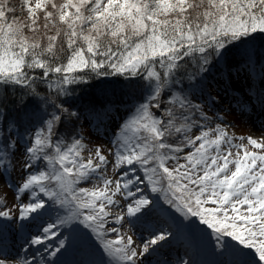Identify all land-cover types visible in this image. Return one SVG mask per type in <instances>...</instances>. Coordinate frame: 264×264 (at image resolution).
<instances>
[{
	"label": "snow or ice",
	"instance_id": "snow-or-ice-1",
	"mask_svg": "<svg viewBox=\"0 0 264 264\" xmlns=\"http://www.w3.org/2000/svg\"><path fill=\"white\" fill-rule=\"evenodd\" d=\"M257 34L264 36V0H0V176L17 166L25 172L14 201L31 199L17 205L18 219L49 204L66 212L29 243L56 257L67 238L55 248L45 242L75 222L94 236L107 264H143L176 234L148 225L153 238L136 244L108 227L109 217L139 221L166 204L189 221L192 236L211 241L221 264H264V141L234 143L226 127L209 126L195 96L213 61ZM106 77L139 90L107 155L99 145L89 150L81 113L68 106L76 87ZM12 100L19 116L9 118L4 105ZM95 115L111 118L113 110ZM91 181L99 183L80 186ZM118 194L122 211L114 215L109 206L121 205ZM0 207V217L12 218L4 200ZM191 246L186 239L185 249ZM0 264H9L7 256ZM175 264L190 260L178 256Z\"/></svg>",
	"mask_w": 264,
	"mask_h": 264
},
{
	"label": "rangeland",
	"instance_id": "rangeland-1",
	"mask_svg": "<svg viewBox=\"0 0 264 264\" xmlns=\"http://www.w3.org/2000/svg\"><path fill=\"white\" fill-rule=\"evenodd\" d=\"M247 44L256 52H258L259 48L264 50V36L257 34L256 38L249 40ZM129 89L135 90L136 88L129 86L127 90ZM210 96L214 99L209 100L207 96H204L201 103L209 118V126L220 124L226 127L229 134L237 138L234 140V143L237 144L240 143L238 138L241 136H251L258 142L264 141V121L259 122L260 116L264 113V67H261L256 72L235 74L220 84L215 83L210 90ZM234 98L237 99L233 101ZM235 104L241 106L242 109L241 107L237 109ZM129 107L132 106L130 105ZM130 110L131 108H126L117 111L113 113L111 118L103 116L95 120L90 117H84L81 129L85 136V142L89 139L92 141V144L89 145V150L94 145H99L105 150L107 155V148L113 147L111 141L115 139L116 134L119 132V125L131 114ZM244 143L249 151H259L252 145L247 144L246 140ZM88 154V151L83 153L85 157ZM109 160H112L111 156H109ZM105 174L109 178H115L116 176L113 167L106 168ZM24 176L25 172L19 166L11 172L7 179L4 176H0V200L6 202L7 208H10L13 214L12 218L0 217V257L7 256L9 264H23L25 259L32 260L33 256L37 258L33 261V264H38L41 257H43L44 264H67L68 262L81 264L85 260L101 259L107 264L109 258L103 254L99 243L90 231L84 228L83 225H79V223L74 222L68 226L55 228L54 231L59 233V235L50 237L45 242L55 248L59 239L67 238L68 243L65 246L67 251L62 250L56 257L49 255L51 249L46 251L42 245H31L29 243L31 238L36 235H42L43 227L54 222L58 216H63L66 213L59 212L58 208L49 204L39 216L28 220L18 219L19 210L17 205L21 202L28 203L31 199L25 195L22 199L14 201V186L22 183ZM98 183V181H91L84 183V185L91 188L93 184ZM152 195L155 196L156 194ZM115 199L121 200V205L109 206L114 215L121 213L123 205V199L120 194ZM0 210L5 209L0 207ZM109 221L108 227L119 228L120 235L132 236L136 244H142L153 238V229H150L148 225H154L157 228L163 226L170 231L173 230L176 234L175 237H170L168 241L162 242L157 246L155 252L150 251L149 254H146L142 258L143 264H163L164 261H168L169 264H175V256L168 257L165 255V252L174 250L171 247L179 249L177 250L178 256L189 259L190 264H221L222 258L213 253L211 241L203 238L197 239L192 234L183 236L180 232L184 230V226L189 224V221L183 219L169 207H165L164 204H161L157 212L139 221L127 216L119 224L112 222L111 217H109ZM145 230L149 232L148 235H145ZM12 234L15 235L12 236ZM109 236L115 238L116 234L109 233ZM186 239L190 240L192 244L187 250L185 249ZM205 250L208 252H204ZM186 253L187 255H185ZM49 256L50 258H47Z\"/></svg>",
	"mask_w": 264,
	"mask_h": 264
},
{
	"label": "trees",
	"instance_id": "trees-1",
	"mask_svg": "<svg viewBox=\"0 0 264 264\" xmlns=\"http://www.w3.org/2000/svg\"><path fill=\"white\" fill-rule=\"evenodd\" d=\"M16 2V0H14ZM261 50V48H259ZM256 52L247 43L239 47H234L227 54L226 58L219 61H213L214 66H210L209 72L204 77L203 82L200 84L202 91L195 93L196 97H203L210 95V90L215 83L221 82L223 78L229 77L234 74L238 68L258 69L264 66V50ZM249 57L251 63L249 65ZM39 72V70H37ZM133 81H128L123 77H106L99 80L91 81L87 85H81L75 88L71 97L68 98V106L81 113L80 125L84 123V117L99 119L95 113H102L105 106L113 110V113L122 109H133L137 103L139 90H127V87L133 85ZM44 90V86H40ZM45 94L47 93L46 90ZM202 99L197 100V103H202ZM132 107H129V106ZM4 107L7 109L9 118L18 117L19 110L16 109L15 101L6 102ZM105 117V116H104ZM82 131V129H81ZM83 133V132H82ZM42 168L43 165H40ZM80 186L85 187L84 183ZM44 199H47L46 197ZM165 207H168L164 204ZM57 210L66 213L64 209L55 206ZM54 207V208H55ZM80 225V224H79ZM190 231L189 229H186Z\"/></svg>",
	"mask_w": 264,
	"mask_h": 264
},
{
	"label": "bare ground",
	"instance_id": "bare-ground-1",
	"mask_svg": "<svg viewBox=\"0 0 264 264\" xmlns=\"http://www.w3.org/2000/svg\"><path fill=\"white\" fill-rule=\"evenodd\" d=\"M264 121V113H263V115L260 117V119H259V122H263ZM47 258H50V256L49 257H47Z\"/></svg>",
	"mask_w": 264,
	"mask_h": 264
}]
</instances>
